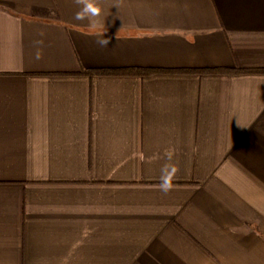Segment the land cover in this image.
<instances>
[{
    "label": "crops",
    "instance_id": "0c3cea01",
    "mask_svg": "<svg viewBox=\"0 0 264 264\" xmlns=\"http://www.w3.org/2000/svg\"><path fill=\"white\" fill-rule=\"evenodd\" d=\"M98 3L0 0V264H264V73L176 71L264 68V0Z\"/></svg>",
    "mask_w": 264,
    "mask_h": 264
},
{
    "label": "clouds",
    "instance_id": "9594fccd",
    "mask_svg": "<svg viewBox=\"0 0 264 264\" xmlns=\"http://www.w3.org/2000/svg\"><path fill=\"white\" fill-rule=\"evenodd\" d=\"M75 4L78 6V11L75 13L74 19L77 21H87L88 25L95 29L101 25L104 26V10L102 6L98 3V0H74ZM119 8V4H114ZM113 6V5H112ZM106 31V30H105ZM100 32L97 35L100 37L97 39L96 43L101 47H108L110 40L105 38L104 33ZM34 45L37 46L36 59L39 60L42 56V52L39 46L43 45L42 40L34 41ZM166 158L168 161L173 159V152L168 151L166 153ZM177 169L174 165L170 163H165L161 167V175L159 178L158 189L164 195H167L173 189V178L175 176Z\"/></svg>",
    "mask_w": 264,
    "mask_h": 264
},
{
    "label": "trees",
    "instance_id": "16d2710c",
    "mask_svg": "<svg viewBox=\"0 0 264 264\" xmlns=\"http://www.w3.org/2000/svg\"><path fill=\"white\" fill-rule=\"evenodd\" d=\"M175 70L157 69V68H142V67H126V68H90L81 69L76 74H89L93 75H130V76H145L159 72H171ZM179 72H201V73H227V74H240V73H264V68L259 69H246V68H196V69H178Z\"/></svg>",
    "mask_w": 264,
    "mask_h": 264
}]
</instances>
